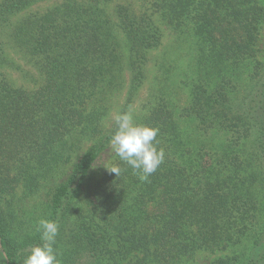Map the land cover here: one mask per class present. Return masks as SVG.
<instances>
[{"label": "trees", "instance_id": "1", "mask_svg": "<svg viewBox=\"0 0 264 264\" xmlns=\"http://www.w3.org/2000/svg\"><path fill=\"white\" fill-rule=\"evenodd\" d=\"M112 1L0 0V65L9 63L1 39L10 29L13 47L42 77L28 90L0 75V264H23L41 243L37 226L17 227L13 202L18 190L29 198L45 186L50 200L42 218L58 224L60 264H184L248 237L247 253L207 264H264L261 0H138L143 11L130 0L116 6L115 24L106 11ZM157 20L197 44L190 100L177 108L159 99L140 122L159 130L165 154L146 181L119 157L111 165L119 166L117 177L111 166L91 175L115 131L105 132L103 121L107 95L122 85L123 56L128 112L148 55L162 43Z\"/></svg>", "mask_w": 264, "mask_h": 264}, {"label": "rangeland", "instance_id": "2", "mask_svg": "<svg viewBox=\"0 0 264 264\" xmlns=\"http://www.w3.org/2000/svg\"><path fill=\"white\" fill-rule=\"evenodd\" d=\"M129 1L130 0H113L106 5L108 15L113 18L116 6L119 4H127ZM58 3L60 2L55 1L34 6L13 19L12 23L16 24L20 22L25 16L31 13L45 12ZM131 3L138 11L147 9V5L141 1L134 0ZM261 3L264 6V0H261ZM113 21L115 24L114 18ZM157 22L164 32L162 43L160 47L149 53L146 64L145 81L134 97L133 102L129 108H127L128 112L132 113L134 121L139 124L148 116L150 110L156 105L159 99L162 100V98H166L169 103L177 106V108L186 106L190 100L192 81L198 73L199 62L197 44L192 35L189 33L175 32L161 21L157 20ZM9 30L10 29L3 32L1 39L6 45V54L9 58V63L0 65V75H5L16 87L33 90V88H36V83L38 86L42 83V77L39 75V72H37L38 70L31 58L25 56L13 47L11 38L9 37ZM115 31H117V37L122 44L123 51H125L124 38L117 26H115ZM259 40L258 58L263 61L264 23L260 30ZM126 62V56L125 58L123 56V69L120 72L122 85L119 89L114 88L106 98L108 112L103 121L105 132L113 128L115 125L113 116L123 112L129 97L130 73L127 69ZM246 80L242 81L243 88L248 87L249 80ZM177 110L180 112L181 109ZM182 124L186 131L191 132V129L186 124ZM218 136L223 137V134H218ZM87 147L88 145L84 146L81 152L82 154L87 150ZM116 158L117 156L110 150V147L107 148L95 162L91 175H96L101 167L111 166ZM67 171L69 172L70 170L67 169ZM48 193L49 188L45 186L39 194L25 198L21 190H18V195L13 202L15 214L18 218L17 227H21V230L29 231L37 226L38 221L43 217V211L49 203L50 197ZM87 196L88 194L84 192V201ZM18 229L20 230V228ZM250 245V238L248 237L243 239L238 245L231 246L229 250L216 253H201L197 255L193 261L184 264H207L222 256H232L237 253H244L245 251L247 253L250 249Z\"/></svg>", "mask_w": 264, "mask_h": 264}, {"label": "clouds", "instance_id": "3", "mask_svg": "<svg viewBox=\"0 0 264 264\" xmlns=\"http://www.w3.org/2000/svg\"><path fill=\"white\" fill-rule=\"evenodd\" d=\"M115 131L109 141V147L115 156L139 173L141 181H146L164 160V151L158 148L156 137L159 130L155 127L134 121L131 112H120L113 116ZM109 170L120 173L119 166ZM41 243L32 246L24 257L23 264H60L54 248L58 235V224L40 219L37 224Z\"/></svg>", "mask_w": 264, "mask_h": 264}, {"label": "water", "instance_id": "4", "mask_svg": "<svg viewBox=\"0 0 264 264\" xmlns=\"http://www.w3.org/2000/svg\"><path fill=\"white\" fill-rule=\"evenodd\" d=\"M0 248H1V246H0Z\"/></svg>", "mask_w": 264, "mask_h": 264}]
</instances>
